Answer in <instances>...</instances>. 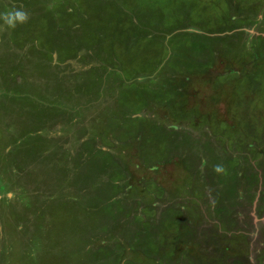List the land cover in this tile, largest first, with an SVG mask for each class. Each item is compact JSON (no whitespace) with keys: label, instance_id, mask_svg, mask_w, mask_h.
<instances>
[{"label":"rangeland","instance_id":"1","mask_svg":"<svg viewBox=\"0 0 264 264\" xmlns=\"http://www.w3.org/2000/svg\"><path fill=\"white\" fill-rule=\"evenodd\" d=\"M16 9L0 264H264V0Z\"/></svg>","mask_w":264,"mask_h":264},{"label":"clouds","instance_id":"2","mask_svg":"<svg viewBox=\"0 0 264 264\" xmlns=\"http://www.w3.org/2000/svg\"><path fill=\"white\" fill-rule=\"evenodd\" d=\"M0 19H3L5 24L12 28L15 27L17 23H25L28 19L27 13L22 10H13L11 12L4 13L0 15ZM222 169L217 166L216 171H221ZM13 194L11 192L8 193V197L12 198Z\"/></svg>","mask_w":264,"mask_h":264}]
</instances>
